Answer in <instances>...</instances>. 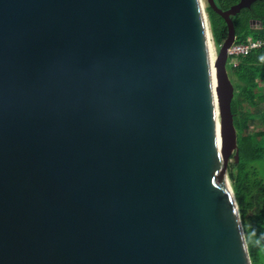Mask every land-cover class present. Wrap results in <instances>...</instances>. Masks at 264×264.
<instances>
[{"label":"water","instance_id":"water-1","mask_svg":"<svg viewBox=\"0 0 264 264\" xmlns=\"http://www.w3.org/2000/svg\"><path fill=\"white\" fill-rule=\"evenodd\" d=\"M206 1L0 0V264H251Z\"/></svg>","mask_w":264,"mask_h":264},{"label":"trees","instance_id":"trees-1","mask_svg":"<svg viewBox=\"0 0 264 264\" xmlns=\"http://www.w3.org/2000/svg\"><path fill=\"white\" fill-rule=\"evenodd\" d=\"M214 2L225 11L239 0ZM206 13L213 41L220 47L227 36L226 24L209 7ZM231 20L235 43L264 38V1L241 10ZM254 21L260 22L261 27ZM236 62V66L229 60L226 64L234 89L231 113L238 146V162L231 161L228 179L239 208L251 264H264V176L256 167L264 166V50L253 51ZM250 129L255 131L249 133Z\"/></svg>","mask_w":264,"mask_h":264},{"label":"built area","instance_id":"built-area-1","mask_svg":"<svg viewBox=\"0 0 264 264\" xmlns=\"http://www.w3.org/2000/svg\"><path fill=\"white\" fill-rule=\"evenodd\" d=\"M264 50V38L252 39L247 38L244 42L234 43L227 51L230 64L236 66V60L239 57L247 56L253 51Z\"/></svg>","mask_w":264,"mask_h":264},{"label":"rangeland","instance_id":"rangeland-1","mask_svg":"<svg viewBox=\"0 0 264 264\" xmlns=\"http://www.w3.org/2000/svg\"><path fill=\"white\" fill-rule=\"evenodd\" d=\"M202 3H203V6H204V9H205V12H206V9L208 8L207 1H206V0H202ZM206 15H207V13H206ZM256 27H257V26L254 25V28H256ZM211 41H212V47H213L214 56H216L217 53H218V49H219V47H217V46L215 45V43H214L213 40H211ZM254 131H255L254 129H250V130H249V133H252V132H254ZM256 167L258 168V170H259V172L261 173V175L264 176V166H262V165H256Z\"/></svg>","mask_w":264,"mask_h":264},{"label":"bare ground","instance_id":"bare-ground-1","mask_svg":"<svg viewBox=\"0 0 264 264\" xmlns=\"http://www.w3.org/2000/svg\"><path fill=\"white\" fill-rule=\"evenodd\" d=\"M210 46H211V54H212V56H214L213 47H212V41H210Z\"/></svg>","mask_w":264,"mask_h":264},{"label":"crops","instance_id":"crops-1","mask_svg":"<svg viewBox=\"0 0 264 264\" xmlns=\"http://www.w3.org/2000/svg\"><path fill=\"white\" fill-rule=\"evenodd\" d=\"M259 28V27H258Z\"/></svg>","mask_w":264,"mask_h":264}]
</instances>
